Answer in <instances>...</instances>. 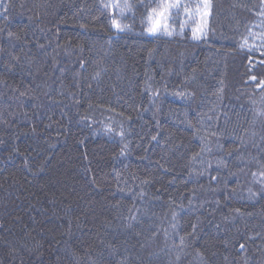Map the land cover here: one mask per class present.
<instances>
[{"label": "trees", "instance_id": "1", "mask_svg": "<svg viewBox=\"0 0 264 264\" xmlns=\"http://www.w3.org/2000/svg\"><path fill=\"white\" fill-rule=\"evenodd\" d=\"M161 3L0 0V264H264V0Z\"/></svg>", "mask_w": 264, "mask_h": 264}, {"label": "rangeland", "instance_id": "2", "mask_svg": "<svg viewBox=\"0 0 264 264\" xmlns=\"http://www.w3.org/2000/svg\"><path fill=\"white\" fill-rule=\"evenodd\" d=\"M173 3H175V0H172ZM181 3H183L185 9V13L186 15H188V17H193L195 16L197 18V24H199V31L202 30V28L204 27L206 20H207V14L206 11L208 10V6H209V0H179V5H181ZM178 7H172L169 9L168 13L166 14L167 19L166 21H162L161 22V26L159 28L156 29L157 30H163L164 31V23H167L168 26V20H169V16H170V12L172 10H176ZM172 15V13H171ZM205 16V17H204ZM155 19V18H154ZM201 33V32H199Z\"/></svg>", "mask_w": 264, "mask_h": 264}, {"label": "snow or ice", "instance_id": "3", "mask_svg": "<svg viewBox=\"0 0 264 264\" xmlns=\"http://www.w3.org/2000/svg\"><path fill=\"white\" fill-rule=\"evenodd\" d=\"M112 6L119 7V4L116 3L115 5ZM105 7H109V5H105ZM157 7L159 8V11H157L156 8L152 9V14L155 15V19H153L152 14H150L148 17L149 21L151 22V26L148 28L149 32H155L156 29L161 26V22L166 21L167 19L166 14L168 13L169 9L172 7H179V0H175V3H173L172 0H163V3H161ZM121 11H123V9H121ZM112 24L117 29L121 28L120 24L115 19L112 20ZM163 27H164V31L167 32V28H168L167 23H164Z\"/></svg>", "mask_w": 264, "mask_h": 264}]
</instances>
